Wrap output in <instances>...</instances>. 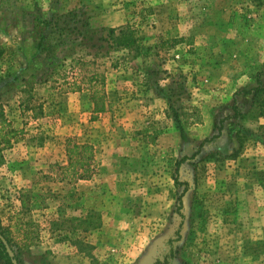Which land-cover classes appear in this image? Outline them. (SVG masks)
Instances as JSON below:
<instances>
[{
  "label": "rangeland",
  "instance_id": "obj_1",
  "mask_svg": "<svg viewBox=\"0 0 264 264\" xmlns=\"http://www.w3.org/2000/svg\"><path fill=\"white\" fill-rule=\"evenodd\" d=\"M0 107L18 264H264V0H0Z\"/></svg>",
  "mask_w": 264,
  "mask_h": 264
},
{
  "label": "trees",
  "instance_id": "obj_2",
  "mask_svg": "<svg viewBox=\"0 0 264 264\" xmlns=\"http://www.w3.org/2000/svg\"><path fill=\"white\" fill-rule=\"evenodd\" d=\"M111 34L114 37V42L117 47L122 48H133L137 44V39L134 35V33L129 30V28L121 27L119 29H111ZM84 79V77H82ZM86 79V78H85ZM84 79V80H85ZM87 83L90 86V89L92 91L91 100L94 104V113H102L107 109L106 105V95H105V79L103 76H100L96 73H91L90 77L86 79ZM70 91H80L82 87L78 85L77 81H74L73 83H70ZM263 89L260 87L256 88L254 91V97H256L259 92L261 93ZM258 92V93H257ZM174 118L176 121V124L178 126V129L180 130V133L182 137L185 139V129L183 127V124L181 122L179 114L176 112L174 113ZM11 127L10 123L7 121L2 108L0 107V151L4 148H10L13 145L12 138L17 135V130H14L12 128H9L7 131L5 130V127ZM17 140V139H15ZM1 143H3V146L1 147ZM92 146L89 145H79V144H73L68 145L67 148V156H68V165L65 166V168L69 171H71V174L73 176H76L79 174V170L84 168L86 170V164L94 157V152L92 150ZM181 164V161L178 163V166ZM22 205L24 206V203L22 202ZM1 233L5 236L4 232L1 231ZM8 241V244L10 245V241ZM13 259H16L19 263V260L16 255H14V258L10 257V255L7 252L6 245L4 242L0 239V261H2L4 264H14ZM157 264H166L162 263L161 261H158Z\"/></svg>",
  "mask_w": 264,
  "mask_h": 264
},
{
  "label": "water",
  "instance_id": "obj_3",
  "mask_svg": "<svg viewBox=\"0 0 264 264\" xmlns=\"http://www.w3.org/2000/svg\"><path fill=\"white\" fill-rule=\"evenodd\" d=\"M0 239L4 242V244L6 245L7 248V252L10 255V257L14 258V251L12 250V248L10 247V245L8 244V241L6 240V238L4 237V235L1 233L0 231ZM13 263L14 264H18V261L16 259H13Z\"/></svg>",
  "mask_w": 264,
  "mask_h": 264
}]
</instances>
